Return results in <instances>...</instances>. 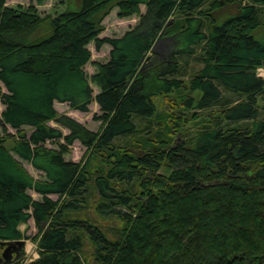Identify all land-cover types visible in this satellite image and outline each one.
I'll return each instance as SVG.
<instances>
[{
  "label": "trees",
  "instance_id": "trees-1",
  "mask_svg": "<svg viewBox=\"0 0 264 264\" xmlns=\"http://www.w3.org/2000/svg\"><path fill=\"white\" fill-rule=\"evenodd\" d=\"M7 1L0 249L20 248L12 259L0 254V264H264V30L256 32L264 0H81L45 16ZM229 4L237 12L221 20L217 11ZM115 6L140 21L100 37ZM134 36L130 55L123 41ZM178 36L180 49L155 72L157 38ZM92 41L111 50L90 75ZM192 55L202 66L186 77ZM156 96L170 98L166 109ZM55 102L84 112L95 102L100 128L60 114ZM76 140L86 146L79 161L67 159ZM31 218L39 257L25 262L20 225Z\"/></svg>",
  "mask_w": 264,
  "mask_h": 264
},
{
  "label": "rangeland",
  "instance_id": "rangeland-1",
  "mask_svg": "<svg viewBox=\"0 0 264 264\" xmlns=\"http://www.w3.org/2000/svg\"><path fill=\"white\" fill-rule=\"evenodd\" d=\"M81 0H44V2L39 3L38 0H8L7 5H12V6H25L28 7L30 4L36 5L38 12L42 15L45 16L47 14L50 15H57L64 10H66L69 5L70 8L72 9H78L81 7ZM237 4H229L217 11V15L221 20L229 16L230 14H233L237 12ZM146 12V4H141V14ZM173 16L172 18H174ZM140 14L135 13L131 16H119V8L118 6H115L111 12L105 16V18L102 21L103 25V30L100 32L99 36L100 37H106V36H122L127 30L133 28L135 25L138 24L140 21ZM169 24V22H168ZM258 33H262L264 28L260 27L257 29ZM139 37L134 36L131 37L125 41H123V45H125L127 51L129 52L130 55L132 54H137L138 51L136 48V45L138 44L135 42V40H138ZM180 37L178 36L177 38L174 39H168V38H157L156 42L154 43L152 47V52H155L156 54H159L160 57L156 61L157 67H155L154 71L156 72L158 69L159 63H161L163 60L169 61L170 59L168 58L169 55L176 49H180ZM92 51V59L86 64V70L88 73L91 75L94 73V71L97 70L96 66L94 65V62L96 61H107L109 56H110V50L111 46L109 43H104L101 48H97L96 42L92 41L89 45ZM151 55V51L148 54V57ZM187 59V76L189 77L191 72L196 69H200L202 66V63L198 62L195 60L194 55L186 58ZM147 61V58L146 60ZM164 67V66H163ZM166 67L160 71H164ZM258 72L260 75L264 76V70L263 68H259ZM26 85H31L34 86V81L33 78L30 76H26L25 80ZM26 87V86H25ZM30 87L26 90L23 89L27 93L33 94V89ZM95 93L98 92V87L94 85ZM4 90H6V87H4ZM23 92V91H22ZM156 102L158 109L164 110L167 108V101H169V97H164V96H156ZM56 107L58 108L60 114H65V115H70L77 120L81 121L85 125H87L89 128L98 130L101 126L102 121L98 118V115L101 114L99 106L93 102L90 106V111L84 112L80 111L77 109H74L70 107L69 103L67 102H55ZM5 106L0 100V113L4 110ZM264 115V112H263ZM193 123V121H192ZM51 124L61 128L65 133L69 132V129L62 125L61 123L57 122L56 120H52ZM197 127V124H193L192 130H195ZM155 129V127H154ZM10 131L15 132L14 129L10 128ZM0 133H2V126L0 124ZM48 145L50 146H56L54 143L48 142ZM86 151V146H84L79 140H76L72 146H71V153L67 154V159H73V160H81L83 157L84 153ZM24 165L28 168V170L35 176V177H41L43 176V171L37 169L34 167V165L31 162L24 161ZM162 171V170H161ZM31 192L33 193V196L36 198H41V195L36 193L34 190L31 189ZM50 196L57 198V194H50ZM106 223H114L112 219H106ZM21 229L24 231V245H25V255L23 257V261L29 262L33 261L36 258L39 257V248L37 241L34 239L35 235L38 232V228L36 226L34 218H31L27 223H22L20 225ZM1 256L3 254L0 252Z\"/></svg>",
  "mask_w": 264,
  "mask_h": 264
},
{
  "label": "water",
  "instance_id": "water-1",
  "mask_svg": "<svg viewBox=\"0 0 264 264\" xmlns=\"http://www.w3.org/2000/svg\"><path fill=\"white\" fill-rule=\"evenodd\" d=\"M13 243H18V244L22 245L23 244V241L22 240H16ZM10 244L11 243H8L7 248H5V250L3 252V257H5L6 259H8V253L10 252V247H11Z\"/></svg>",
  "mask_w": 264,
  "mask_h": 264
},
{
  "label": "flooded vegetation",
  "instance_id": "flooded-vegetation-1",
  "mask_svg": "<svg viewBox=\"0 0 264 264\" xmlns=\"http://www.w3.org/2000/svg\"><path fill=\"white\" fill-rule=\"evenodd\" d=\"M19 246H17V245H15V246H13V251H12V245H11V248H10V252H9V258L10 259H12V257L14 256V257H16V255H17V250L19 251V248H18ZM0 252H1V249H0ZM19 254V253H18ZM2 257L0 256V259H1Z\"/></svg>",
  "mask_w": 264,
  "mask_h": 264
},
{
  "label": "bare ground",
  "instance_id": "bare-ground-1",
  "mask_svg": "<svg viewBox=\"0 0 264 264\" xmlns=\"http://www.w3.org/2000/svg\"><path fill=\"white\" fill-rule=\"evenodd\" d=\"M260 68H262V67H260ZM259 69V68H258ZM264 70V69H263Z\"/></svg>",
  "mask_w": 264,
  "mask_h": 264
}]
</instances>
